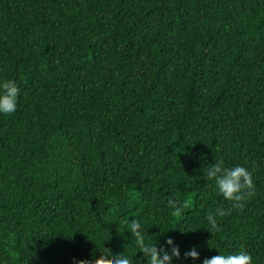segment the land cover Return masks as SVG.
Instances as JSON below:
<instances>
[{"label": "trees", "instance_id": "trees-1", "mask_svg": "<svg viewBox=\"0 0 264 264\" xmlns=\"http://www.w3.org/2000/svg\"><path fill=\"white\" fill-rule=\"evenodd\" d=\"M9 80L20 98L0 115V264L126 250L139 264L124 219L182 257L196 248L185 264L241 249L264 264V0H0ZM215 157L246 167L255 190L213 236L207 215L231 209L203 175Z\"/></svg>", "mask_w": 264, "mask_h": 264}, {"label": "clouds", "instance_id": "clouds-1", "mask_svg": "<svg viewBox=\"0 0 264 264\" xmlns=\"http://www.w3.org/2000/svg\"><path fill=\"white\" fill-rule=\"evenodd\" d=\"M20 98V89L14 81H0V115L10 116L16 113ZM203 172L207 180L213 181L218 193L223 200L228 201L231 209L217 207L214 212L209 213L206 217L207 228L205 231L211 233L213 236L220 234L223 229L221 222L223 218L232 214V211H242L245 203L254 194V182L252 173L243 166H236L226 168L223 160H217L215 163L209 164ZM178 197L170 198L167 201V208L172 215L179 214ZM119 228H124L127 233L131 234V241L135 242L137 254L135 260L137 262V255L143 254V259L139 264H185V262L198 261L200 253L196 248L181 256V249L173 239H167L164 246L158 242H148L147 237L149 233L146 231L144 222L140 220L127 219L121 220ZM195 232V231H189ZM212 248V247H211ZM214 249V248H213ZM105 259L99 264H132L133 257L127 254V250L116 255L112 253H104ZM138 264V262H137ZM203 264H254L253 256L244 249L239 253L229 255H219L211 259H205Z\"/></svg>", "mask_w": 264, "mask_h": 264}]
</instances>
